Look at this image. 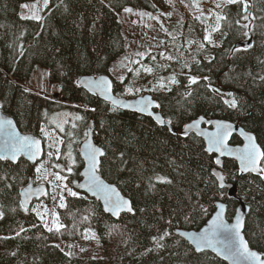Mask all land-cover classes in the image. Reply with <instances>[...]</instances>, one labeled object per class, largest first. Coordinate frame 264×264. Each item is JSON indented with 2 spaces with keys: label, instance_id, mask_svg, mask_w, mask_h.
I'll return each mask as SVG.
<instances>
[{
  "label": "trees",
  "instance_id": "obj_1",
  "mask_svg": "<svg viewBox=\"0 0 264 264\" xmlns=\"http://www.w3.org/2000/svg\"><path fill=\"white\" fill-rule=\"evenodd\" d=\"M28 1L34 0H0L1 111L13 118L21 132L39 136L44 144L47 130L53 129L49 128V114L58 110L76 112L83 119L77 120L72 130L74 143L69 145L63 140L60 152L64 148L75 150L76 140L85 136L92 121L93 140L105 153L99 173L129 199L134 211L113 218L102 211L96 199L78 191L82 167L78 161L73 165L74 172L63 174L69 176L68 186L79 196L65 192V207L57 206L60 200L53 206L50 223L54 224L47 226L31 206L27 212L20 207L19 191L30 180L49 184L35 173L36 164L24 158L16 163L0 161V177H4L0 179V211L5 214L0 219V264H226L209 251H194L175 232L179 228H199L218 201L226 203L230 220L238 204L227 196L226 187H219L213 175L216 155L207 153L202 138L194 132L182 135L180 130L199 116L222 119L251 132L264 151V80L260 79L264 77V20L252 21L256 25L255 31H250L253 47L245 50L235 47L236 43L249 40L242 35L245 29L235 24L241 19L239 5L219 9L228 16V21L221 22L220 31L203 24L213 22L210 15L203 13L205 16L192 19L200 24L197 23L201 37L187 45L191 24L186 21L180 35L171 32L173 37L165 40L161 48L143 56L138 63L141 74L131 77L129 69L115 62L125 45L120 13L126 7L154 12L156 6L151 0H50L39 22L19 15L21 4ZM178 1L192 11L201 0ZM248 2L249 12L264 17V0ZM243 23L246 21L241 20ZM205 33L212 43L204 39ZM237 48L241 50L235 51ZM166 50H170V55L165 54ZM166 55L172 57L167 59L168 65L163 63ZM35 65L47 69L50 82L60 84V101L86 108L45 99L46 94L19 85L17 82L28 79ZM100 74L110 76L115 95L129 98L150 93L160 105L153 111L171 124L158 125L152 117L121 110L77 85L82 76ZM190 76H196L198 83L189 85ZM172 77L178 83H170ZM161 83L166 87L161 88ZM209 85L219 92L214 93ZM129 87L134 89L132 93L126 91ZM230 96L237 100V108L224 102ZM173 128L177 131L173 132ZM229 143L238 145L242 139L233 134ZM60 161L61 157H53L46 165L44 160L48 171L43 174L58 172L53 165H61ZM220 168L224 181L232 183L237 197L249 206L243 229L245 239L251 248L264 254V175L240 173L237 162L230 158H223ZM157 176L166 177L171 183H161ZM47 193L33 206L39 202L49 206L52 193ZM57 224L63 225L59 231ZM165 231L170 235L160 241L164 247L159 248L152 238ZM89 236L96 240V247L71 246ZM149 248L153 251L146 252Z\"/></svg>",
  "mask_w": 264,
  "mask_h": 264
},
{
  "label": "snow or ice",
  "instance_id": "obj_2",
  "mask_svg": "<svg viewBox=\"0 0 264 264\" xmlns=\"http://www.w3.org/2000/svg\"><path fill=\"white\" fill-rule=\"evenodd\" d=\"M40 0H34L33 4H24L22 5L23 8H26L31 13L27 16H22V19H31L39 22L42 17L39 15L40 9L38 8ZM50 0H43V8L47 9L49 6ZM239 5L240 11L238 15L241 19L235 21V24L238 25L241 29H245L242 32L244 37L249 38V42L245 45V50L248 48L253 47V43L251 42L250 38V31L254 32L256 25L252 23L257 19L264 20V17H256L253 13L249 12V8L251 5L249 4L248 0H222L220 3H216L217 8H222L225 5ZM125 12L131 13L133 11L132 8H124ZM143 15V13H141ZM251 18V19H250ZM241 20L246 21V23L241 24ZM228 21L227 15H216V27L213 29L214 31H220L221 29V22ZM251 25V27H250ZM229 27L232 25L229 24ZM226 35V34H225ZM204 39L209 43H212L209 36H205ZM241 49L237 48L235 51H240ZM163 55V53H161ZM155 59V57H153ZM167 59H172L171 56H168ZM214 59V57H213ZM210 62V61H209ZM132 71V69H129ZM145 71L148 73L152 72L151 68H145ZM120 82L123 83V77H120ZM204 80H207L208 77H204ZM261 80H264V77H260ZM87 85L90 86V90L97 89L99 90V94L105 97L112 91V82L108 80L106 77H101L100 79H89L87 80ZM170 83L176 84L178 81L175 77L170 78ZM198 78L196 76L189 77V85L197 84ZM161 88H165L166 86L161 83ZM211 88V85L208 86ZM171 91V89H167ZM214 93H218L219 89L211 88ZM126 91L132 93L134 91L133 88H126ZM135 91H140V89H135ZM187 95H191V92H188ZM228 95H232L229 93ZM230 108H237V100H225L224 101ZM113 105L117 104L115 99L112 100ZM141 107L139 111L144 112L147 111L149 108L153 107V101L151 99H144L142 98L139 102ZM155 107H160L159 104H155ZM0 107H3L0 104ZM113 111L115 108L112 109ZM91 111H95V109H91ZM151 115V113H149ZM77 120L83 119L80 116L76 117ZM158 122L163 125L165 122L157 117ZM205 122L204 117H200L198 120H194L192 124H187L184 126L183 135H187V130L192 128L193 126L199 128L200 123ZM207 123L212 124L213 121L208 120ZM168 124H171V121H168ZM103 127V125H101ZM76 125L73 124V128ZM233 126L231 124H226L221 121H215V131L214 132H204L201 130L199 132L200 135H204L208 139V148L206 149L209 152L215 151L220 153V155H224V150L227 147V141L229 136L231 135ZM172 130L171 128L169 129ZM60 131L63 132V127L60 128ZM41 132H44V129L41 128ZM0 135L4 137L2 143H0V161H11L15 163L20 155H26L29 160H32L35 164V161L43 155V150L41 148V141L29 136H21L15 130V125L13 124L12 120H3L0 121ZM88 133H85L87 136ZM248 143H246L243 149H237L239 153L238 159L241 161V172L245 171H252V172H260L264 175V167L261 166V162L264 161V151H262L255 143V138L253 136L247 137ZM59 144H63V140L58 141ZM52 147V145H49ZM85 157L88 160V169L85 172V175L88 177V184L87 185H80V187H87L88 191L92 192L93 195H97L98 197H102L105 204V210L111 211L114 214L118 215L121 210L126 209L128 212H133L134 209L131 207V203L128 200H125L120 194L116 191V189L109 185L105 184L97 175L101 161L98 157H102L105 155L104 151L100 148L95 147L89 142H86L85 145ZM229 154H231V149L228 150ZM49 160L55 156V159L60 158V149L59 147L55 148V153L49 151L46 153ZM71 159V152L69 151L66 154ZM123 157V153L120 154ZM72 163H75V160H72ZM216 164H220L221 161L217 159L215 161ZM53 167L60 169L61 165L55 164ZM66 170L69 174L72 173L73 168L71 165L67 166ZM47 168H45V162L41 161L39 164L35 165V173L40 176V178L47 180L48 177L45 176L43 173L47 172ZM49 175L54 176V181H49L50 184L53 186L54 193L51 196V199L55 202L57 196L60 198V202L57 206L65 207L63 203L65 197L64 193L67 192L69 196L78 197L79 193L73 191L69 186L68 183H64L68 181V177L61 175L60 172L49 173ZM213 175L217 176L220 185L219 187L223 189L225 187L223 181L224 176L220 175L217 172H214ZM0 179H4V177H0ZM156 179L161 183H171V180H168L166 177L157 176ZM6 187L11 188V184H7ZM31 190V186H29ZM55 189H59V192H55ZM36 193H40L42 195H47L48 193L45 192L43 188L37 187L35 190ZM21 195L25 196V199L21 201L20 207L24 209L25 212L29 211L26 207L27 205V195L28 193H21ZM221 211L217 212L216 217L211 221V224L208 228L204 229L202 235H197L192 237V243L195 246V250L197 252H202L206 248H212L217 251V254L222 256L224 259L229 260L231 264H264V259L260 257V255L256 251H252L249 248V242L245 240L242 233L243 228V221L240 217H237L235 224H228L222 218V213L224 209V205H219ZM36 212L37 216L43 220V215L37 209H33ZM206 211V210H205ZM4 213L0 211V219L4 217ZM170 223V221H169ZM63 227V225L57 224L56 230ZM49 231H52V228H48ZM20 231H24L23 228ZM16 235H20V232H17ZM170 235L168 232H164L159 237H153V242L156 244L157 247L163 248L164 245L160 243L163 241L166 236ZM58 247V246H57ZM153 251L152 248L146 249V252ZM15 255V253H13Z\"/></svg>",
  "mask_w": 264,
  "mask_h": 264
},
{
  "label": "rangeland",
  "instance_id": "obj_3",
  "mask_svg": "<svg viewBox=\"0 0 264 264\" xmlns=\"http://www.w3.org/2000/svg\"><path fill=\"white\" fill-rule=\"evenodd\" d=\"M151 1L156 6V11L154 12H144L143 10H138V9L136 10L135 8L131 7L133 9L131 13L125 12L124 9L120 13V16H121L120 18L122 20V27H123V35L125 38V45H124L123 54L115 62H118L119 66H122L127 69H132V71H130L131 77L135 75L139 76L141 74L139 72L140 66L138 63L141 61L143 56L147 54L149 50L161 48L165 40L173 37L171 32L175 33V35L177 36L180 35L183 30V25L186 21H188L189 24H191L188 30V36H187L188 38L186 37V43L189 46L192 43V41H196L199 37L202 36V33L197 26L198 22L192 19L198 18L199 15L201 17L205 16L203 13L207 15L210 14L207 11V9L210 8V6H208L207 3L211 0H201L195 5V8L192 11H190L189 8H184L178 0H151ZM214 2L215 4L213 5L212 8H213V13H215V15L211 16V20L213 19L212 24L205 23V21L203 22L205 26L207 27L212 26L213 29L216 27L215 25L216 15L220 14V10H219L220 8H217L215 5L216 3L222 2V0H214L212 4ZM33 3L34 1H28V2L22 3L19 8V15L21 17L30 15L31 13L29 12V10L26 8H23L22 5L33 4ZM38 8L40 9L39 15L41 16L43 13L42 10L44 9L43 0H40ZM197 9H199V11H196ZM193 11H196V12L193 13ZM141 13H143V15H141ZM206 34L207 33H205L204 35L206 36ZM164 52L165 54L170 55V50H166ZM167 55L164 56L163 58L164 65L169 64L167 60V57H168ZM31 71L32 72L30 73L28 79L20 82L22 87L32 92H36V93L41 92V93L46 94L45 99H50L58 103L70 105L71 107L86 108L83 105L70 104L64 101H60L59 100L60 97H58L60 84L53 83L48 80L47 69L43 68L42 66L35 65ZM230 100H232L231 96H230ZM76 117H77L76 112H69L67 110H58L55 113L49 114L48 116V121L50 123L49 128L53 126V129L47 130L48 134L46 135L47 138L45 139V145H46L45 154L39 161L46 160V165H48V161L50 160L48 156L46 155V153L49 151H52L53 153H55V148L59 147V143H58L59 140L62 139L64 141H67L69 142V145L74 143L73 141H74L75 135L72 134L73 132L72 127H73V124L77 123ZM61 127H63L64 129L63 132L60 131ZM62 133H66V136L62 135ZM57 135L60 136L59 139H57ZM83 138L84 137H80L79 139L76 140L78 145L82 141ZM49 145H52V147H49ZM78 145L73 146L75 150H72L71 148H64L63 151L60 152L61 161L59 163H61L62 170L59 169L58 172H60L61 175H64L63 173H65L66 170H63V169H66L67 166L71 165L72 168H74L73 163H72L73 159L75 160V162L80 161L81 165L84 167L83 159L80 156V154H78ZM69 151L71 152V159L66 155ZM53 157L55 158V156ZM47 174L49 175V172ZM44 175L47 176L46 174ZM64 176L68 177V181H65V183H68L69 176L68 175H64ZM47 177H48L47 179L48 182L50 180L54 181L52 176H47ZM47 186H48V190L50 191V193H52L51 196L55 194L52 184L49 183L47 184ZM55 192H59V189H55ZM234 196L237 197L236 192ZM234 196H230L229 198H234ZM59 200L60 198L59 196H57L56 201L54 202L52 200V203L49 206H47L45 202L44 203L39 202L34 206L33 204L31 205L32 209H37L41 213L42 211H44L45 214L43 216L42 224H45L47 226L54 224V223H50V221L53 218L52 209H53V206L56 205ZM237 206L238 205H236L234 212L232 216L230 217V220L234 216ZM226 209H227V205H226ZM225 218L226 220H228L227 210H225ZM244 220H246V216L244 217ZM244 224H245V221H244ZM96 244H97L96 240L92 236H89L87 239L81 242L78 241V242H75L74 244H71V246H76V247H79L80 249L82 248L89 249V248L96 247ZM59 245L61 246V248L65 247L64 244H59Z\"/></svg>",
  "mask_w": 264,
  "mask_h": 264
},
{
  "label": "water",
  "instance_id": "obj_4",
  "mask_svg": "<svg viewBox=\"0 0 264 264\" xmlns=\"http://www.w3.org/2000/svg\"><path fill=\"white\" fill-rule=\"evenodd\" d=\"M248 42H249V41H247V42H244V41H243V42H238V43L235 44V46H243V47H245L246 43H248ZM101 77H102V76H98V77H96V78H94V77H92V76H82V77H80L79 80H78V85H79L80 87H82L83 89H85L89 94H91V95H95V96H98L99 98L103 99L104 101H109L112 105H113L112 100L115 99V100L117 101V104L114 105V106L120 108L121 110H124V111H130V112H136V113H138V114H142V115H144V116L152 117V118H153V119H154L159 125H161V124L158 122L157 117H159L160 119H162V120L164 121L163 117H162L159 113H155V112L153 111V109L156 108L154 105L157 104V102H156V100L153 99V97H152L150 94H148V93L143 94V95H141V96H137V97L132 98V99H116L115 96L112 95V92L108 95V97H105V96L100 95V94H99V90H97V89H94V88H93L92 90H90V86H88L87 83H86L87 80H89V79H97V80H98V79H100ZM107 79H108V78H107ZM108 80H109V79H108ZM142 98H144V99H151V101H153V107L149 108L147 111H144V112L139 111V108L141 107V105H140L139 102L141 101ZM149 113H151V115H150ZM200 117H202V116H199L198 118L193 119V120H191V121L185 123V124L183 125V127L181 128L180 133H181V134L183 133V131H184V126H185V125H187V124H192L194 120H198ZM3 120H12V119L6 118V117L4 116V113H3V112L1 111V109H0V121H3ZM210 120L213 121L212 124L207 123L208 120H206L205 118H204V121H205V122H202V123H206L207 125H210L209 127L202 126V123H200L199 128L193 126L192 128H190V129L187 130V133H189V132H194L196 135H198L199 137H201L202 140H203V142H204V146H205V150H206V149L208 148V139H207L206 136H204V135H200L199 132H200L201 130H203L204 132H214V131L216 130V129H215V121H221V122L226 123V124H231V125L233 126V128H232V131H231V135H230L229 138H228V141H227V147H226L225 150H224V155H220V153L215 152V151H212V152H209V151H207V150H206V151H207V153H213V154L216 155V157H215V161H216L217 159H219V160L222 162V159H223V158L234 159V160L237 162V164H238V168H239V171H240V168H241V161L238 159V155H239V153L237 152V149H243L244 145H245L246 143H248V140H247V137H248V136H253L254 138H255V136H254L251 132H247V131L243 130L241 127H239V126H237V125H235V124H233V123H231V122H228V121H225V120H222V119H210ZM12 121H13V120H12ZM164 122H165V123H164L163 125H169L168 122H166V121H164ZM13 124H14V121H13ZM91 126H92V121H90L89 124H88V126H87L88 135L85 137V139L83 140V142L80 144V146H79V148H78V152H80L79 154H80V156L82 157L83 162H84V167L82 166V168L80 169V172H79L80 179H79V182H78V186H77V188H78L79 191H81V192L85 193L86 195H88V196L93 197L94 199H96V200L99 202V204H100V206H101V208H102V211H103L104 213L110 215V216L113 217V218L118 217L121 213H132V212H128L126 209L121 210V211L119 212L118 215L114 214V213L111 212V211H106V210H105L104 200H103L102 197H98L97 195H93L92 192L88 191L87 187H80V185H87V184H88V177L85 175V172H86V170L88 169V166H89V165H88V160L86 159V157H85V155H84V153H85V147H84L85 143H86V142H89V143H91L92 145H94L95 147L100 148L99 146H97V145L95 144V142H94V140H93V138H92V136H91ZM169 127H170V126H169ZM15 130H16V132H18L21 136H29V137H33V138H35V139L40 140V141H41V148H42V139H41V138H39L38 136H36V135H34V134H31V133H29V134H27V133H25V134H24V133H21V132L17 129L16 125H15ZM175 131H177V129H174V128H173V132H175ZM233 134H238V135L241 137V139H242V143H241V144H238V145H232V144L229 143V141H230V139H231V137H232ZM182 135H183V134H182ZM3 139H4V137H3L2 135H0V143H2ZM255 143H256V145L262 150V148H261V147L259 146V144L257 143L256 139H255ZM100 149H101V148H100ZM229 149L232 150V151H231V154H229V151H228ZM42 150H43V148H42ZM262 151H263V150H262ZM19 158H24V159L27 160L30 164H33V165H34V162H33L32 160H29V159L27 158L26 155H23V154H22V155H20V156L18 157V159H19ZM41 158H42V155H41V156L35 161V164H36ZM18 159H17V160H18ZM98 159H99V157H98ZM10 162H11V161H10ZM16 162H17V161H16ZM16 162H15V163H16ZM215 164H216V163H215ZM220 166H221V163H220V164H216V166H215L214 169H213V173H214V172H217V173H219L220 175H223V172H222V170L220 169ZM240 173H243V174H245V173H257V174H259L260 172H252V171L241 172V171H240ZM97 175L99 176V178H100L105 184H109V185L113 186V187L116 189V191L120 194L121 197H123L125 200H128V201H129V199H127L126 197H124V196L120 193V191L117 189V187H116L115 185L110 184L109 182H107L106 180H104L103 177H101L98 173H97ZM216 177H217V176H216ZM217 179H218V177H217ZM218 181H219V179H218ZM223 183H224L225 187L227 188V196H229V197H230V196H234V195H235V192H236V188H235V186H234L232 183H227V182H225V181H223ZM219 185H220V181H219ZM29 186H31V190L29 189ZM37 187H39V188H43V189L45 190V192H46V185H45V184H34L33 181L30 180L29 183H28L27 185H25V186L19 191V201H20V203H21L22 200L25 199V196L21 195V193H28V195H27V205H26V207L29 206L33 200H35L36 198L42 196V194H40V193H36V192H35V190H36ZM234 197H236V196H234ZM220 204H223V205H224V209H223V213H222V218H223V220H224L226 223H228V224H235V223H236V219H237V217H240V218L242 219V221H243V226H244V221H245V220H244V217L246 216L249 207H248L247 205H245L244 203L241 204V205H238L237 208H236V212H235L234 216L232 217V219H231L230 221H228V220H226V218H225L226 204H225L224 202H222V201H219V202H216V207H215V209H214V212L211 214V216H210V217L204 222V224L202 225V226H203V231H204V229H206V228H208V227L210 226L211 221L216 217L217 212H220V211H221V209H220V207H219ZM243 229H244V228H242V233H241V234L244 236V234H243ZM194 231H195V230H194ZM177 232H178V230H176V233H177ZM202 234H203L202 232H195L194 234H192L191 237H189V239H188L187 242L193 247L194 250H195V246H194V244L192 243V237H193V236H197V235H202ZM244 238H245V236H244ZM245 240H246V239H245ZM249 248H250L252 251H256L255 249H252L250 246H249ZM195 251H196V250H195ZM204 251H209V252L213 253L214 255H216L217 257H219L220 259H222L226 264H231V262H230L229 260H226V259H224L222 256L218 255V254H217V251L214 250V249H212V248H206ZM196 252H197V251H196ZM256 252L260 255V257H261L262 259H264V254H263V253H260V252H258V251H256Z\"/></svg>",
  "mask_w": 264,
  "mask_h": 264
},
{
  "label": "bare ground",
  "instance_id": "obj_5",
  "mask_svg": "<svg viewBox=\"0 0 264 264\" xmlns=\"http://www.w3.org/2000/svg\"><path fill=\"white\" fill-rule=\"evenodd\" d=\"M214 0H211V1H209L207 4H208V6H210V8L209 9H207V11L210 13V14H213V5L215 4V2L212 4V2H213ZM206 4V5H207ZM209 14V15H210ZM98 76H102V77H106V78H108L111 82H112V80H111V78H110V76L109 75H106V74H100V75H96V76H93L92 75V77H94V78H96V77H98ZM78 80H79V78L77 79V85H78ZM19 85H21L20 84V82H17ZM22 86V85H21ZM79 86V85H78ZM246 91V90H245ZM112 92V95L113 96H115V98L116 99H132V98H135V97H122V96H118V95H115L114 93H113V90L111 91ZM145 94V93H144ZM148 94H150V93H148ZM143 95V94H142ZM151 95V94H150ZM139 96H141V95H139ZM137 97V96H136ZM101 99V98H100ZM103 100V99H102ZM104 101V100H103ZM106 102H108V103H110L109 101H106ZM111 104V103H110ZM72 106H74V105H72ZM114 106V105H113ZM114 107H116V106H114ZM118 108V107H117ZM158 108V107H157ZM140 115H142V114H140ZM160 115H161V113H160ZM4 116L6 117V118H9V119H12L13 120V118L12 117H10V116H8L7 114H5L4 113ZM162 116V115H161ZM164 119V118H163ZM14 121V120H13ZM165 121V120H164ZM204 124L205 123H202V126H204ZM14 125H16V123H15V121H14ZM159 125V124H158ZM16 127H17V125H16ZM91 128H92V126H91ZM17 129H18V127H17ZM19 130V129H18ZM20 131V130H19ZM21 132V131H20ZM21 133H27V132H21ZM86 133H88V131H87V129H86ZM27 134H29V133H27ZM91 136H92V132H91ZM85 137L86 136H84V138L82 139V141L79 143V145H78V148H79V146H80V144L83 142V140L85 139ZM92 138H93V136H92ZM42 148H43V153H45V144H44V141H42ZM44 155V154H43ZM42 155V156H43ZM101 159V157H99V160ZM224 172V171H223ZM98 174L100 175V173H99V171H98ZM101 176V175H100ZM102 177V176H101ZM40 184H45V183H40ZM110 184H112V183H110ZM46 185V184H45ZM117 187V186H116ZM47 191H48V186L46 185V193H47ZM237 193V192H236ZM44 197H46L45 195H42V196H40V197H38V198H36L35 200H33L32 202H31V204L29 205V206H27V208H29L31 205H32V203L34 202V201H36V200H41L42 198H44ZM234 199H236L237 201H238V204L237 205H241V204H243L244 202H242L241 200H240V198H238V197H234ZM249 207V206H248ZM200 208V207H199ZM206 210V209H205ZM214 210V209H213ZM227 210V209H226ZM201 211V210H200ZM211 216V215H210ZM209 216V217H210ZM208 217V218H209ZM230 221V220H229ZM244 226H245V224H244ZM244 226H243V228H244ZM176 230H178V232L176 233L177 235H179L181 238H183L186 242L188 241V239H189V237H191L192 236V234H194L195 232H202L203 233V226L201 225L199 228H197V229H182V228H179V229H176ZM176 230H175V232H176ZM195 230V231H194ZM152 234V233H151ZM179 244V243H178ZM189 244V243H188ZM190 245V244H189ZM252 249H254V248H252ZM256 250V249H255ZM195 251V250H194ZM257 251V250H256ZM172 253V252H171ZM169 255V254H168Z\"/></svg>",
  "mask_w": 264,
  "mask_h": 264
}]
</instances>
